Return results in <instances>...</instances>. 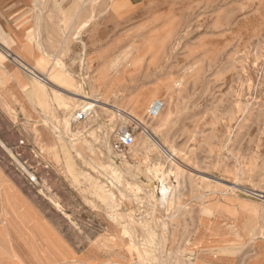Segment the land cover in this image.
<instances>
[{
    "label": "rangeland",
    "instance_id": "1",
    "mask_svg": "<svg viewBox=\"0 0 264 264\" xmlns=\"http://www.w3.org/2000/svg\"><path fill=\"white\" fill-rule=\"evenodd\" d=\"M83 2L32 9L44 41L41 52L26 49L47 70H33L31 85L12 73L30 88L24 97L3 92L22 108L0 112V164L62 214L80 244L106 245L112 234L118 243L106 246L141 264H243L264 244V0H101L94 12ZM86 97L100 104L69 132ZM139 98L147 109L165 101L174 118L152 126L146 109L136 122L126 113ZM124 131L134 138L126 147ZM163 183L172 187L167 204L158 201ZM2 196L16 199L6 188ZM117 210L129 235L108 227Z\"/></svg>",
    "mask_w": 264,
    "mask_h": 264
},
{
    "label": "crops",
    "instance_id": "2",
    "mask_svg": "<svg viewBox=\"0 0 264 264\" xmlns=\"http://www.w3.org/2000/svg\"><path fill=\"white\" fill-rule=\"evenodd\" d=\"M38 4L39 0H0V112L6 117L9 114L15 116L16 109L22 107L18 102L11 103L13 100L6 101L3 92L24 97L35 78L19 63L23 62L38 75H43L44 70H47L41 68L34 55L30 56L26 49L29 45L34 49L33 53L41 52L37 42L44 41L40 23L34 13L31 15L32 9ZM2 50L5 53L9 50L12 56L7 57ZM17 69L21 76L30 80L26 90L12 75ZM5 188L16 195L15 200L8 202L3 198ZM42 201V198L27 196L22 184L0 164V264H141L124 260L121 251L109 249L106 245L78 243L76 230L67 229L62 214L51 212V208ZM9 205L11 209L15 205L18 212H4V207ZM15 221L19 222L18 226ZM43 232H47L49 238L56 239L57 247L47 249V242L42 235L46 236V233ZM260 249L243 264H264V244H261ZM208 263L225 264L210 260Z\"/></svg>",
    "mask_w": 264,
    "mask_h": 264
},
{
    "label": "bare ground",
    "instance_id": "3",
    "mask_svg": "<svg viewBox=\"0 0 264 264\" xmlns=\"http://www.w3.org/2000/svg\"><path fill=\"white\" fill-rule=\"evenodd\" d=\"M101 0H84V2L82 3V6H83V8H84V10H85V12L86 11H88V12H94L95 11V7L97 6V4L100 2ZM105 9V8H104ZM104 12V11H103ZM93 17V15L92 16H90V18H92ZM87 23V21L85 20V22H83V25H85ZM2 52H3V54H5L7 57H10V56H12V53H10V51L9 50H7L6 51V53L2 50ZM38 58V62H43L42 61V59L40 58V57H37ZM59 65L61 66V67H64L65 65H64V63H59ZM122 65V64H121ZM57 66V65H56ZM117 66H118V63H115V64H112V69L113 70H115V71H117L116 69H118L117 68ZM121 67V66H120ZM31 76H33V77H35V78H38V75L33 71V70H30V71H27ZM54 73H56V71L54 72ZM54 73H52V74H54ZM64 73H66V70L65 69H63L62 68V70L60 71V73H58L59 75V77L60 78H62V79H65V78H68L69 79V77H68V75L69 74H67L66 73V75H67V77H65L64 75ZM5 74H7L6 72H5ZM125 75V74H124ZM127 75V74H126ZM39 79V78H38ZM28 84V83H27ZM98 84H99V81H97V80H95V82L92 84V86H94L95 87V89L96 90H94V92L92 93V95H94V96H99V94H101V93H99V91L97 90V86H98ZM176 85L177 86H179L180 85V82L178 83V82H176ZM72 92V91H71ZM16 94V93H15ZM70 94V93H69ZM17 95V94H16ZM72 95V94H71ZM73 96V95H72ZM81 99H82V97H80ZM85 98V97H84ZM87 98H89L90 99V101H86L87 100ZM57 100V99H56ZM86 100H83L80 104H79V108L80 109H82V111L81 112H84L86 115L87 114H89V113H91V111H93L94 110V108H95V106H96V102L98 103V104H100L98 101L99 100H95V99H92V98H90V97H86ZM161 100V99H160ZM64 101V100H63ZM102 101V100H101ZM136 102V107H137V109L135 110V111H133L132 113H126L128 116L129 115H131L133 118H135L136 119V122H141V120L143 119V112L147 109V100L146 99H137V100H135ZM154 101V100H153ZM162 101V103H163V106H162V108H161V110H160V112L158 113V115L156 116V117H152L154 120H155V124L154 125H152V126H165L167 123H169L170 121H171V119H172V117H173V114H174V108L173 107H171L169 104H166L165 103V101H163V100H161ZM173 101V100H172ZM26 102V101H25ZM107 103V102H106ZM106 103H104V104H106ZM74 104V103H73ZM104 104H102V105H104ZM152 104V103H151ZM68 106V105H67ZM105 106V105H104ZM151 106V105H150ZM150 106H149V109H150ZM66 107V106H65ZM117 107V106H116ZM109 109H112V105L109 107ZM118 109H119V111H120V114L122 113V112H124L125 113V110H123V109H121V108H119L118 107ZM149 109H147V111L149 112ZM78 110V109H77ZM122 111V112H121ZM68 112H70V111H68ZM114 112H116V111H114ZM67 114V113H66ZM133 114V115H132ZM115 116V115H114ZM127 117V116H126ZM75 118V115L73 114L71 117H70V119H68V120H66V129L69 131V132H71V130H72V127H73V120H77L78 119V115H76V119H74ZM174 118V117H173ZM134 120V119H133ZM172 123V122H171ZM151 126V127H152ZM150 127V126H149ZM146 129H148V126L147 125H145V130ZM33 130H35V129H33ZM144 130V131H145ZM149 131V130H148ZM146 133H148L147 131H145ZM144 132V133H145ZM149 134V133H148ZM147 134L145 135V134H141V138L142 139H144L145 141L147 140ZM32 141V140H31ZM64 142V143H63ZM62 143L64 144V145H66V143H65V141H63L62 140ZM84 144V143H83ZM83 146H88V144H84ZM174 157H175V154L173 155ZM169 157H171V155L169 156ZM171 159V158H170ZM171 161H174V160H172L171 159ZM178 163V162H177ZM178 166H179V164H178ZM180 167V166H179ZM184 168V167H183ZM185 169V168H184ZM188 170V169H187ZM168 174V173H167ZM166 176V175H165ZM170 176V175H169ZM167 178H168V176H166ZM164 178V180H165V177H163ZM167 178H166V182H167ZM32 179H35L36 180V178L35 177H33ZM80 180H81V178H80ZM89 181V184L90 185H94L97 181H98V179H96V177H91V178H89L88 179ZM163 180V179H162ZM110 182H112V181H110ZM237 182V181H236ZM236 182H235V184H236ZM169 184V183H168ZM171 186V185H170ZM170 186H168V185H166V183H163L162 184V187H161V189H160V197H159V199H158V201H159V203H162V204H167L168 203V201H169V198H170V194H171V190H172V187H170ZM260 191V190H259ZM104 192H106V194H111L112 192L110 191V189H105L104 190ZM94 195V194H93ZM119 195V194H118ZM96 196V195H95ZM110 198V200H111V202H110V204H113L114 202H115V199H116V196L115 195H111V197H109ZM54 203L56 204V205H59V203H57L56 201H54ZM156 206V205H155ZM107 208V207H106ZM168 210V209H167ZM67 211V210H66ZM120 211V210H119ZM118 210L117 211H115L113 214H109L108 215V217H107V222H108V227L109 228H111V229H114V230H117V229H119V235H121V236H126V235H129L130 234V232L128 231V229H124V230H122L121 228H120V226H119V224L117 223V217H118V215L120 214V212H119ZM70 212V211H69ZM67 214V213H66ZM140 216V215H139ZM138 217V216H137ZM120 219H121V217H120ZM144 226H145V224H144ZM43 233H46V236L44 235V234H42L43 235V238H44V240L46 241H48V243H46L47 244V249H50V250H52V249H54L55 247H57V242L55 241V240H53V239H51V238H49V236H48V234H47V232H43ZM261 234L262 233H264V231L263 232H260ZM118 240L116 239V237H115V235H112V234H110V235H108V237L104 240V242L106 243V245H117V242ZM164 252V251H163ZM162 257V256H161ZM125 260L126 261H132V259L130 258V256H127L126 258H125Z\"/></svg>",
    "mask_w": 264,
    "mask_h": 264
},
{
    "label": "built area",
    "instance_id": "4",
    "mask_svg": "<svg viewBox=\"0 0 264 264\" xmlns=\"http://www.w3.org/2000/svg\"><path fill=\"white\" fill-rule=\"evenodd\" d=\"M11 57V56H10ZM163 106V103L160 99H155L149 109V115L151 117H156L158 115V113L160 112L161 108ZM78 119H85L88 117V114L86 115L84 112H79L78 114ZM134 138L131 132H121L119 135V139H118V144L120 146H129L133 143Z\"/></svg>",
    "mask_w": 264,
    "mask_h": 264
}]
</instances>
